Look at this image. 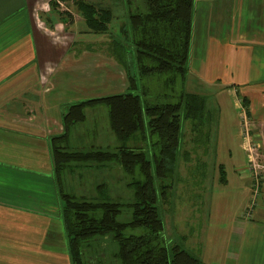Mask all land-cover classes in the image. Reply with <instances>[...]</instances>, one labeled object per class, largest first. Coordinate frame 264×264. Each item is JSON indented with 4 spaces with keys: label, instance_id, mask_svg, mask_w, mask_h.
Segmentation results:
<instances>
[{
    "label": "trees",
    "instance_id": "trees-1",
    "mask_svg": "<svg viewBox=\"0 0 264 264\" xmlns=\"http://www.w3.org/2000/svg\"><path fill=\"white\" fill-rule=\"evenodd\" d=\"M131 1L137 7L129 13L133 47L120 39L108 45L125 68L127 87L71 101L61 118L62 130L49 138L52 176L71 261L207 264L180 244L167 241L162 214L176 184L182 119L191 120L195 128L207 117L206 96L184 88L195 0ZM74 2L88 30L109 31L114 16L110 7L88 0ZM51 3L54 8L60 5L58 0ZM64 13L60 12L65 18ZM145 76L147 82H142ZM154 77H160L159 85L164 86L158 101L148 96V81H156ZM242 100L247 112L249 100L246 96ZM97 104L107 107L106 129L84 125L92 115L87 108ZM219 168L220 180L226 183L225 167L220 164ZM84 184L86 192L82 193Z\"/></svg>",
    "mask_w": 264,
    "mask_h": 264
},
{
    "label": "crops",
    "instance_id": "crops-1",
    "mask_svg": "<svg viewBox=\"0 0 264 264\" xmlns=\"http://www.w3.org/2000/svg\"><path fill=\"white\" fill-rule=\"evenodd\" d=\"M213 1L195 0L188 80L191 85L200 81L215 88L218 105L214 109L223 135L229 133L231 124L238 123L232 106L239 109L243 106L242 96L248 98L251 131L242 139L244 152L239 143L226 145L222 151L229 156L230 166L229 171L225 168V185L234 183L247 196L254 189V178L243 142H259L264 161V0H225L221 12L231 15L224 17L229 23L225 22L227 30L223 34L214 32L208 22L214 15ZM51 5V0H0V264H72L49 144L50 136L63 128L61 118L69 103L57 95L58 83L63 80H56L54 74L57 70L68 73L65 67H57L59 64L69 67L70 73L80 68L76 66L80 62L86 68L89 57L83 59L81 55L76 57L78 61L72 57L66 61L70 57L64 51L61 60L56 61V52L51 48L47 60H36V48L40 54L47 37L68 27L64 15ZM99 75L100 90L105 75ZM108 83L114 90L119 79L115 82L112 78ZM47 85L49 89L44 90ZM77 85L71 89H83L86 80ZM184 155L190 157L188 150ZM245 169L248 178L243 174ZM261 191L264 193V179ZM26 193L31 194L29 198ZM263 210L256 212L264 216ZM251 226L254 224L244 218L232 224L229 235L225 229L221 234L222 251L213 252L219 264H240L231 242L243 243ZM204 253L207 255V250ZM258 257L263 258L260 250Z\"/></svg>",
    "mask_w": 264,
    "mask_h": 264
},
{
    "label": "rangeland",
    "instance_id": "rangeland-1",
    "mask_svg": "<svg viewBox=\"0 0 264 264\" xmlns=\"http://www.w3.org/2000/svg\"><path fill=\"white\" fill-rule=\"evenodd\" d=\"M62 1L64 2V6L59 5V8L56 7L55 10L61 13L65 12V20L63 21L68 22V27L64 31L58 30L55 35L47 37V44L44 50L40 51V54L38 53V48H36V60H47V53L50 52L51 48L56 52V61L61 60L64 51L70 57L66 61H70L71 57L73 61H78L76 57H80L81 55H83V59L84 56L89 57V60L86 62L87 64L84 63L86 64V68L82 67L81 62L77 63L76 66L80 68L77 71L74 69L73 73H70V68H66L63 64L57 66L62 68V70L66 69L68 71L65 74L66 72L57 70L54 74L56 80H63L58 83L56 89L57 95L68 99V103H70L71 101L118 93L124 90L128 85L125 68L114 58V55L108 49V45L111 40L114 43L120 39L129 48L133 47L131 39L133 30L129 24V13L137 10L136 3L132 1L130 3V0H88L96 3L98 6L110 7L114 14L110 22L109 31L103 34H96L87 29V24L74 0ZM213 2L214 15L208 22L214 32L223 34L227 30L226 24L229 23V21L224 20V17L228 19L231 14L230 12L224 14L223 10L221 12V9L225 7V0H215ZM198 3L200 5L201 1ZM196 5L198 4L196 3ZM203 6V4L200 5V7ZM67 14H71V16L69 17ZM234 19L233 17V22ZM236 23L234 22L233 25L235 26ZM124 25H127V31L124 30ZM116 45H119V43H116ZM92 47L95 49H92ZM84 51H86V54ZM96 56L99 59L96 60ZM48 57L52 61L50 54ZM79 72H82V75ZM101 73L105 75V82L103 89L99 90L98 88L101 87L99 74ZM77 77H80L81 80H77ZM112 78L115 79V82L116 79H119V85L114 90L108 83L110 80L112 81ZM146 78L148 79L145 76L142 82H147ZM154 78H156V81H148V86L150 87L148 96L152 101H158L161 99L160 93L164 89V86L162 84L159 85L162 80L160 77ZM85 80L86 86L83 89H71L77 88V84ZM93 80H96L95 84L92 83ZM190 81L191 79L188 80L187 78L186 85L184 86L187 91L206 94L207 117L204 124L195 128L192 127L191 120L182 119V140L175 174L176 184L169 202L162 207L166 239L171 244H180L182 247L196 254L207 264H219V258L214 253L222 251L221 234L226 229L229 235L232 224L237 220H244L245 218L246 220H250L254 226L247 229L246 234L243 236V243L231 242L235 251H238V253L235 252V255L241 259L240 264H264V216H259L256 212L259 209H264V193L260 189L258 195L251 193L246 196L243 189L234 185V183H229V185L222 183L219 174V165L221 163L225 164L226 171L230 168L227 163L229 156L222 153L223 147L226 145L236 146L239 143L241 149L244 128L240 124L241 117L239 113L243 110L242 106H239V109L232 106L239 124H231L228 134H220L222 132L220 130V122L218 126L217 111L214 109L218 105L215 88L200 81H193L194 84L191 85ZM142 82L141 84H143ZM70 83L72 84L71 88ZM43 87L44 90L49 89V85ZM104 88L111 89L107 91ZM140 88L143 89L142 86ZM179 91L180 87L178 88ZM145 95H143L144 100L147 99ZM230 110L232 111V109ZM87 111L88 113L91 112L92 115L89 114V119L84 125L87 124L93 130L98 128L99 130L101 128L106 129L108 115L107 107L104 104L90 106L87 108ZM226 135L227 137L225 138ZM221 138L225 139L221 140ZM187 150L190 154L188 159L184 155ZM243 152L244 150L242 154ZM228 174L230 176L229 172ZM243 174L248 178L246 169L243 171ZM110 178L114 180L115 176L111 175ZM98 180L100 179L96 178V181ZM40 182L45 187L48 186L46 182ZM86 186V184L82 185V193L86 192ZM115 191H117V188ZM27 195L31 194L26 193V198H29ZM247 204H252L254 207L256 205V209L253 211V220L243 216ZM206 250L207 255L204 253ZM259 250L262 251L263 258L258 257Z\"/></svg>",
    "mask_w": 264,
    "mask_h": 264
},
{
    "label": "built area",
    "instance_id": "built-area-1",
    "mask_svg": "<svg viewBox=\"0 0 264 264\" xmlns=\"http://www.w3.org/2000/svg\"><path fill=\"white\" fill-rule=\"evenodd\" d=\"M58 2L61 6H64L63 1L58 0ZM242 109L243 110H241V114H240L241 117L240 122H241V126H243L244 128V137H249L251 131V121L244 106H242ZM243 144L247 154V159H248L247 162L249 165V169L254 178V189L252 193L254 195H258V193H260L261 181L262 179H264V162L262 161L260 154L261 144L251 139L248 140L247 142H243ZM247 205L248 206L246 207V211L243 212V216L249 219L252 218L254 206H252V204L250 205L247 204Z\"/></svg>",
    "mask_w": 264,
    "mask_h": 264
}]
</instances>
